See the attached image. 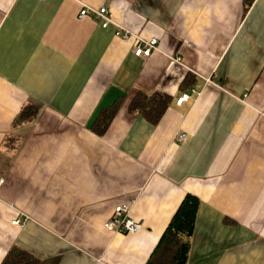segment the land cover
<instances>
[{
    "label": "crops",
    "instance_id": "1",
    "mask_svg": "<svg viewBox=\"0 0 264 264\" xmlns=\"http://www.w3.org/2000/svg\"><path fill=\"white\" fill-rule=\"evenodd\" d=\"M136 93L167 100L155 123ZM0 180V264H167L185 194V264H264V0H0ZM119 204L138 231L104 228Z\"/></svg>",
    "mask_w": 264,
    "mask_h": 264
},
{
    "label": "trees",
    "instance_id": "2",
    "mask_svg": "<svg viewBox=\"0 0 264 264\" xmlns=\"http://www.w3.org/2000/svg\"><path fill=\"white\" fill-rule=\"evenodd\" d=\"M166 105L167 100L165 97L136 93L130 100L129 109L140 112L149 122L155 123ZM21 116L31 118V108L22 109ZM103 118L99 120V123L103 121ZM196 206L197 199L192 195L185 194L166 226L157 248L164 246L165 250L169 252V262L167 264H185L188 247L187 238L192 232ZM151 258L146 264H152ZM8 259V262L4 264H42L20 252L12 253Z\"/></svg>",
    "mask_w": 264,
    "mask_h": 264
},
{
    "label": "built area",
    "instance_id": "3",
    "mask_svg": "<svg viewBox=\"0 0 264 264\" xmlns=\"http://www.w3.org/2000/svg\"><path fill=\"white\" fill-rule=\"evenodd\" d=\"M90 16L94 19L101 21V26L105 27L109 22L110 18L107 15V11L104 7H99L97 9L87 6H82L79 8L77 17ZM115 34L123 40L131 39V53L135 57L146 58L153 51H157V40L155 37H149L147 39L134 35L133 33L123 29L122 27H117ZM177 58L174 59L176 61ZM206 82H210L206 79ZM188 99V91L182 92L175 100L176 105H180L182 102ZM184 134L180 133L176 136V141H182ZM1 182V180H0ZM25 217L22 219H14L12 224L22 225ZM104 228L108 231L118 232L123 234H130L138 231L141 228L140 221L134 220L129 216V207L126 204H119L113 208L112 214L105 221Z\"/></svg>",
    "mask_w": 264,
    "mask_h": 264
}]
</instances>
